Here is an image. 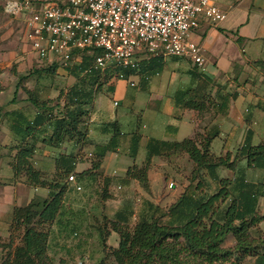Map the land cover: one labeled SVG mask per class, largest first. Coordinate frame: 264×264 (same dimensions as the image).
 <instances>
[{
	"label": "crops",
	"instance_id": "0c3cea01",
	"mask_svg": "<svg viewBox=\"0 0 264 264\" xmlns=\"http://www.w3.org/2000/svg\"><path fill=\"white\" fill-rule=\"evenodd\" d=\"M9 1L14 0H0V244L8 245L11 238L13 242L10 248L0 247V264L20 242V232L14 233L11 229L15 207H25L35 199L46 200L49 197V190L37 187L34 180L29 178L27 168L23 164L19 166V153L26 145H21L22 138L17 134L16 127L26 120L32 122L38 115L39 110L33 100H44L41 97L44 88H37V84L43 83L40 75H49L54 71L53 64L40 60L26 41L23 21L5 11ZM213 2L228 13L227 19L216 26L203 20L191 35V40L203 48L205 64L196 67L191 61L177 57L157 58L143 63L142 71L134 76L137 86L131 87L128 80L126 83L137 91H127L122 97L123 101L120 103L116 100L118 105H113L120 108L127 101L132 103L146 96L149 101L147 111L139 113L135 108L128 107L127 110L115 111L107 118L106 123L118 124L121 132L119 147L116 152L104 157L100 169L89 171L81 179L82 184L103 183L109 199L113 196L114 188L115 191L122 189L120 184L129 186L139 183L127 178L126 173L130 167H141L145 163L149 145L164 150L166 145L194 138L197 132H219L212 142V151L218 152L219 156L236 153L245 145L247 137H250L253 146L264 142V0ZM115 86L112 93H115ZM202 86L205 87V94H209L217 104L216 109H212L214 120L200 130L199 112L185 107L178 99L189 90L196 95ZM225 95L230 96V103L223 112L220 104ZM40 129H44V132L37 133L27 143L35 144V154L29 163L42 177L52 180L64 166L65 156L74 157L66 166L71 167L73 162H77L74 166L76 173L91 168V162L81 160L82 148L76 140L53 147L46 142L53 127L45 124ZM111 137L112 133L103 131L102 126L92 127L86 145H90L93 151L96 145L107 144ZM135 138L139 140V148L133 157ZM155 159L162 158L152 160L148 173L149 186ZM114 171L117 175H113ZM252 171L249 169L247 174ZM93 173L95 175H91ZM114 183L119 187H114ZM76 194L80 195L72 186L64 194L66 210H75L79 206L74 200L71 201ZM76 216V213H71L65 222L73 227L77 224ZM115 234L117 244L114 247H117L119 236Z\"/></svg>",
	"mask_w": 264,
	"mask_h": 264
},
{
	"label": "trees",
	"instance_id": "16d2710c",
	"mask_svg": "<svg viewBox=\"0 0 264 264\" xmlns=\"http://www.w3.org/2000/svg\"><path fill=\"white\" fill-rule=\"evenodd\" d=\"M95 56L85 54L75 67L64 69L75 74L80 81H93L94 84L99 82L100 77H106L109 81L115 79L117 71L102 73L93 68ZM262 65L264 67V61ZM123 73L127 80L131 75H137L131 71ZM110 88L113 90L114 86ZM192 92L189 90L183 97L179 96L178 101L198 111L199 115L204 110L208 112L210 104L211 109H216L217 102L205 94V87L200 88L199 94ZM94 94L95 90H87L79 85L74 92L78 108L71 112H63L64 107L60 103L33 100L39 110L38 115L32 122L26 120L16 127L17 134L22 138L21 145H26L19 153V166L23 164L27 168L29 178L34 180L37 187L49 190V197L46 200L35 199L25 207H15L11 229L14 233L20 232V242L12 252L6 254L2 264H53L48 242L51 233L58 232L56 224H67L65 220L71 214L63 204L64 194L70 188L69 176L76 174L78 181H81L89 171L100 169L108 153L117 151L121 132L117 122H110L102 125V130H109L112 137L107 144L94 147L91 154L95 160L91 162L89 170L76 173L74 166L77 162L72 161L73 166H66L74 157L65 156L64 166L52 180H47L29 163L35 154V144L29 145L27 141L37 133L44 132L40 128L45 124L53 127L52 134L46 139L53 147L73 140L81 144V148L88 143L89 128L83 122L82 106L91 102ZM202 102H205V106ZM229 103L230 96H223L220 104L223 112L228 109ZM218 135V131L197 132L194 138L166 145L164 150L148 146L145 163L141 167H130L127 178L137 180L143 188L149 189L148 173L153 158L166 159L168 155L180 153L187 154L196 167L193 169L194 177L178 200L160 216L151 220L141 217L134 226L123 221L115 222L113 231L119 236L117 247L108 249L106 227H99V234L105 243L104 257L97 264H246L248 260L253 264H264V230L261 228L264 224V213L261 212L264 182L250 181L247 174L252 168L264 170V142L253 146L250 137H247L245 145L235 153V159L229 164L230 161L224 156L216 159L212 151V142ZM132 147V156L135 157L139 148L138 139L133 140ZM237 161H241L238 167ZM220 168H227L233 175L220 177ZM206 177L215 184L214 191L210 189ZM158 210L159 207H155V211ZM52 227L56 231H51ZM229 238L235 240V244L225 247ZM11 243L0 244V247L10 248Z\"/></svg>",
	"mask_w": 264,
	"mask_h": 264
},
{
	"label": "built area",
	"instance_id": "2783aa9c",
	"mask_svg": "<svg viewBox=\"0 0 264 264\" xmlns=\"http://www.w3.org/2000/svg\"><path fill=\"white\" fill-rule=\"evenodd\" d=\"M5 11L23 21L25 39L40 60L73 68L85 54L99 52L93 68L118 69L121 79L123 71L138 74L143 63L157 58L177 57L202 67L203 48L191 35L203 20L216 26L228 17L213 0H14ZM132 76L128 81L136 87ZM68 184L83 190L76 174Z\"/></svg>",
	"mask_w": 264,
	"mask_h": 264
},
{
	"label": "rangeland",
	"instance_id": "374dc122",
	"mask_svg": "<svg viewBox=\"0 0 264 264\" xmlns=\"http://www.w3.org/2000/svg\"><path fill=\"white\" fill-rule=\"evenodd\" d=\"M98 53L99 52L95 54ZM174 63L175 62H173V64ZM191 64L196 66L193 62H191ZM56 65L57 64L52 66ZM55 69H60L59 73ZM107 71L113 73L117 71L118 75H115L117 79L115 78L109 81L106 77H100L99 82L94 84L93 81H80V78L75 74L69 73L68 70L58 65L54 67V71L52 70V73L49 75H44L42 72L43 74L40 75L42 78L40 79L43 80V83L40 82V84H37V88L39 90L41 87L44 88L41 97H43L45 101H50L51 103H60L64 107L63 112H71L78 108V106L75 105L77 102L74 100L76 97L74 92L79 88V85L87 90H95L94 99L91 102H82L83 122L85 123V127L89 129L104 125L107 118L109 119V116L112 114L114 115L115 111L120 112L122 110H127L128 107L132 109L135 108L139 113H142L143 110L147 111L146 108L149 105V101L146 96L138 98L132 103L127 101L125 104H122L120 108L114 106L113 104L117 101L120 103L123 101L122 97L127 91L131 93L137 90L130 88V86L126 84L127 79H121L119 77L120 71L118 69H109ZM36 77L37 75H35V78ZM136 80L134 76L130 78V82L136 83ZM115 82H117L116 86ZM111 85L115 86V93H112V88H110ZM133 103L135 105L130 107ZM202 103L205 106V102ZM211 108L212 104L209 105L208 112L205 113L204 110V112L200 114V130L203 129L208 122L214 120L212 118L213 112ZM151 110L148 112H151ZM91 152L92 148L90 145H82L81 160L89 164L94 161L95 158L93 155L90 156ZM214 155L216 159L220 157L218 152H215ZM224 157L230 161V164L231 161L235 159V152L231 155L226 153ZM165 158L166 159H155L153 162L150 191L143 189L139 183H133L129 186L120 184L122 185V189H117L115 191L114 187L118 188L119 186L117 185L119 184L114 183L113 196L108 199L106 194L108 192L104 189L103 183L88 182L87 184H83V190L77 192L80 193V195L76 194V196L71 198V201L74 200L79 206L76 207L75 210L72 208L68 209L69 213H74V215L75 213L77 214V224L73 227L65 223H62V225L56 224L59 231L51 233L50 235L48 252L53 260V264H97L104 257L105 243L102 236L99 234V227H106L105 230L107 231L106 233H108L105 235L106 246L109 249L117 244V237L113 231V224L115 222L123 221L134 226L140 221L141 217L146 220H151L165 213L169 207L178 200L179 196L189 185L191 178L194 177L193 169L195 167L190 161L189 156L184 153L168 155ZM236 163L238 167L241 161H237ZM252 169L253 171L248 175V178L264 181V171H258L255 168ZM115 172L116 171H114L113 175H117V172ZM218 174L220 177H231L233 172L227 168H220ZM209 182L211 186L210 189L214 191L215 184L210 180ZM125 206L126 208L123 209L122 207ZM155 207H159L160 210L155 211ZM261 212L264 213V201L262 202ZM261 228L264 230V224ZM75 231H79L78 237L73 236ZM256 233H259V231ZM234 244L235 240L229 238L225 243V247H232ZM246 264L253 263L248 260Z\"/></svg>",
	"mask_w": 264,
	"mask_h": 264
}]
</instances>
